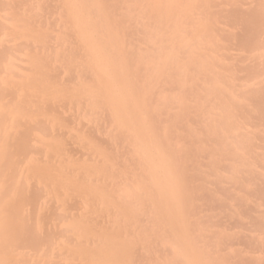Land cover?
Here are the masks:
<instances>
[{
  "label": "rangeland",
  "instance_id": "obj_1",
  "mask_svg": "<svg viewBox=\"0 0 264 264\" xmlns=\"http://www.w3.org/2000/svg\"><path fill=\"white\" fill-rule=\"evenodd\" d=\"M215 40L218 47L210 45ZM120 43L146 55L148 68L172 59L168 73L138 89L160 105L163 123L174 118L165 108L185 81L207 80L216 70L213 83L197 89L204 105L171 131L194 159L182 171V199L199 204L186 216L193 225L188 241L208 248L205 261L264 264V0H0V264H183L173 253L180 240L170 224L157 238L147 236L137 253H100L106 245H133L135 226L121 213L127 201H112L115 190L95 189L90 202L83 197L88 173L103 163L93 146L116 149L102 138L115 122L100 111L96 94L110 79L99 67ZM142 72L133 71L130 82ZM212 97L238 105L209 108ZM127 136L118 139V163ZM85 145L91 149L82 151ZM209 146L220 152L204 154ZM196 165L209 174L203 190L190 169ZM230 173L241 175L246 188L230 182ZM88 206L108 215L77 223ZM105 229L112 236L103 239Z\"/></svg>",
  "mask_w": 264,
  "mask_h": 264
},
{
  "label": "bare ground",
  "instance_id": "obj_2",
  "mask_svg": "<svg viewBox=\"0 0 264 264\" xmlns=\"http://www.w3.org/2000/svg\"><path fill=\"white\" fill-rule=\"evenodd\" d=\"M105 30L109 35H112L110 29L105 28ZM210 45L218 47V41L215 40ZM111 52L115 54V57L106 58V63L99 67L100 76H103L104 73L110 75V79L105 80L107 89L105 93L99 91L100 93H97L96 96L100 101L98 102L100 111L108 112L111 120L115 122V127L111 133L105 134L102 138L107 143H113V145L116 143L114 146L117 152L115 148H111L116 153L121 149H118L121 140L126 139L125 133H128L127 137L131 141L124 146L126 147L124 149L126 154L120 163L115 161L119 153L115 154L114 151L109 150V146L106 148L101 143L93 146L95 158H101L103 163L99 168L88 173L84 182L89 192L83 197L90 202L94 199L93 190L95 189L115 190L112 196L113 202L122 199L127 201L122 207L121 213L125 215V223L130 222L135 226L133 232L135 242L133 245H126L123 242L115 246L106 245L100 253L106 256L113 254L126 256L137 253L140 251L139 245L147 236L154 235L157 238V230L165 224H170L173 226V236L180 240V244L172 248L179 262L183 264H220L215 260L211 262L203 260L202 257L208 252V248L201 243L191 244L188 241V233L192 230L193 225L187 226L186 216L188 213H198L199 204L195 199L190 203H186L182 199V194L185 193L182 171L190 165V162L194 163V159L192 156L189 157L190 155H183L185 154L183 152L186 150L185 147L180 145L178 136L171 132L183 117L192 119L195 116L194 111L201 109L204 105L207 99L205 95L198 93L197 89L199 86L206 85L207 82L213 83L216 70H214L213 75L208 76L207 80L198 78L185 81L182 95L175 99L172 107L169 105L165 108L167 113H174V118L172 120L169 118V122L163 123V118L162 121L160 120V105L152 101V96L143 98L138 89L143 84L157 81L158 75L168 73L170 64L173 62L172 59L162 67L150 66L148 68L144 66L146 55L133 53L127 44L120 43ZM186 59H194V54L188 53ZM208 60L212 63L215 62L213 57L208 58ZM138 67H142L143 72L138 81L132 84L130 76L133 71H137ZM167 77L168 81H172L168 75ZM158 88V85L154 83L152 91H157ZM70 99L72 105L77 107L80 99L78 93H71ZM188 99H190V104L185 103ZM210 100L212 101L209 108L212 106H214L212 108L215 106L228 108L238 105L235 101L227 99L218 101L216 97H212ZM175 106L177 109H174ZM86 109L88 111L94 110L91 105ZM158 115H160L159 121L157 120ZM161 123L163 124L161 125ZM160 140H163L164 144H161ZM89 149H91L89 145L81 148L82 151ZM206 150L207 152L204 151V154H208L210 157L220 152L211 146L207 147ZM196 167L199 166L196 165ZM190 169L199 174L198 187L199 190H203L209 174L200 167L196 170ZM133 175H136L137 178L131 181L130 177ZM172 175H176V177L171 178ZM226 176L233 184H240L246 188L241 182V175L230 173ZM120 184H123V190H118ZM132 211L136 213L135 217L129 216ZM107 215L105 212H98L93 206H88L78 212L76 222L97 223L106 218ZM115 216V212L109 214L110 218ZM126 233L125 229L122 228L117 232V236L122 238ZM111 234L110 229H105L103 239L111 237ZM191 255H194L195 258H191Z\"/></svg>",
  "mask_w": 264,
  "mask_h": 264
}]
</instances>
